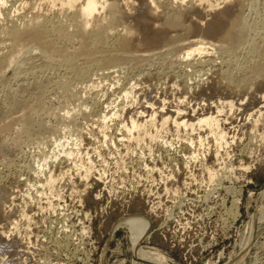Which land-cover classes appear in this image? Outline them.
Wrapping results in <instances>:
<instances>
[{
    "label": "rangeland",
    "instance_id": "rangeland-1",
    "mask_svg": "<svg viewBox=\"0 0 264 264\" xmlns=\"http://www.w3.org/2000/svg\"><path fill=\"white\" fill-rule=\"evenodd\" d=\"M82 1L0 0V28L38 21L71 31ZM131 2L128 20L149 25L145 33L159 30L160 17L146 14L141 0ZM178 2L186 28L166 31L181 40L177 52L142 68L117 65L72 80L63 66L37 64L21 79L5 72L0 112L7 92H32V83L49 79L43 100L52 112L41 117L54 134L0 160V264H148L134 249L142 260L139 249L166 264H264V218L257 214L264 202V78L248 90L230 85L229 73L248 58L229 57L206 44L213 36L191 29L205 28L221 0H160L156 12L172 14ZM248 7L244 13L253 15ZM5 39L2 33L0 55L9 49ZM200 39L205 43L188 54ZM20 114L11 112L14 125L3 141L16 136ZM136 213L150 222L140 217L133 244L124 222Z\"/></svg>",
    "mask_w": 264,
    "mask_h": 264
},
{
    "label": "bare ground",
    "instance_id": "bare-ground-1",
    "mask_svg": "<svg viewBox=\"0 0 264 264\" xmlns=\"http://www.w3.org/2000/svg\"><path fill=\"white\" fill-rule=\"evenodd\" d=\"M141 1L146 14L151 15L152 18L160 17L157 20L161 19V29L158 27L159 30H152V32L155 31L154 33H145L146 29H151L150 27L146 28L149 25L144 23L142 26L138 23L136 25V23H131L128 20L127 16L133 8L131 0H123V2L119 0H83L74 10L75 12H72L75 23L71 31L63 25L46 27L38 21H33L22 29L6 30V28H0V35L3 33L5 40L9 43L8 51L0 55V81L8 70L13 71L14 76L20 78L23 72L36 70L37 64L63 66L67 70L66 74L72 80L86 77L93 71H102L117 65L130 68L140 67L144 61L146 62L154 56L160 57L161 55L176 53L180 39L167 34L166 31L167 28L180 30L186 28L182 21L186 11L185 7L181 5L182 2H178L176 11L169 14L161 11L160 13L156 12L159 11L156 8L158 9L160 0ZM221 2L223 5L219 9L213 8L215 11L212 16H209L211 19L205 28H202L203 30L197 24L191 29L197 30L199 33L204 31L211 37L213 36V41L206 42V44L226 53V55H233L229 57H234L235 54L240 53L244 59L248 58V60L246 59L247 64L238 67V71L229 73L227 80L231 83L230 85L236 84L247 89L255 84L256 80L264 78V0H221ZM73 5V3H69L67 7L70 8ZM244 6H249L248 8L252 9L253 15L244 13ZM99 8L105 9L106 13L100 18L95 14ZM89 24H91L90 27H88ZM148 24L150 23L148 22ZM257 37L262 38V40L258 42ZM204 43L200 39L189 45L186 49L188 54L199 48L197 44ZM161 45L166 47L161 50ZM45 78L42 82L32 83V92H28L26 87L19 88L17 91L14 90L15 92H7V109L0 112L3 115L1 116L4 117L3 119H6L4 122L0 117L4 122L2 125L0 123V160L9 159L20 148L21 144L39 141L54 134L41 117L45 112H52L50 111L52 109L49 110L43 100L46 85L49 83V79L46 78L45 80ZM69 81L70 79H68ZM19 94L25 96V100L21 103L18 101ZM70 98L71 96H69ZM14 109H19L22 115L14 116V118L19 117L17 120L20 122L19 128L17 127L16 134H14L15 131L13 132V137L16 136L11 138L10 143H7L2 140V135L13 128L14 114L11 116V112ZM71 149H63V153L70 155L73 151ZM52 180L53 178L49 176L46 182L49 183ZM3 201V196L0 193V207ZM257 214L259 219L264 218V202L262 207L259 206ZM126 216L129 217L124 223L128 225L129 236L134 244L137 241L134 228L142 222L140 217L150 221L144 214L136 213ZM143 240L142 238L139 244ZM137 252L145 260L138 258L134 249L135 258L144 263L150 259L154 264H166L162 256L159 257L157 253L156 255L153 254L155 252L140 249Z\"/></svg>",
    "mask_w": 264,
    "mask_h": 264
},
{
    "label": "water",
    "instance_id": "water-1",
    "mask_svg": "<svg viewBox=\"0 0 264 264\" xmlns=\"http://www.w3.org/2000/svg\"><path fill=\"white\" fill-rule=\"evenodd\" d=\"M145 263L151 264V263H149V262H145Z\"/></svg>",
    "mask_w": 264,
    "mask_h": 264
}]
</instances>
